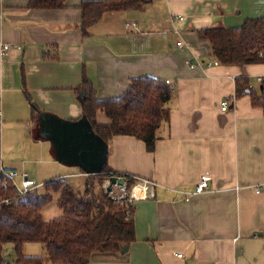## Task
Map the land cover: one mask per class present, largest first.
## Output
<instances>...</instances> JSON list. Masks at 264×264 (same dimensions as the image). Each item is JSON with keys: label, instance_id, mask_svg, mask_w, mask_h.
<instances>
[{"label": "crops", "instance_id": "1", "mask_svg": "<svg viewBox=\"0 0 264 264\" xmlns=\"http://www.w3.org/2000/svg\"><path fill=\"white\" fill-rule=\"evenodd\" d=\"M84 1L52 10L0 0V175H26L37 191L55 179L97 175L79 166L71 175L73 164L59 162L41 134L43 115V123H89L76 90L83 74L99 100L121 98L134 79L170 82V121L153 153L135 137L106 143L108 167L136 178L142 196L128 252L90 264H264V64L223 66L197 33L264 17V0H153L105 14L88 37L79 28ZM237 78L249 79L263 103L235 98ZM25 89L44 113L39 123ZM97 122L109 120L99 112ZM204 177L209 188L194 194Z\"/></svg>", "mask_w": 264, "mask_h": 264}, {"label": "trees", "instance_id": "2", "mask_svg": "<svg viewBox=\"0 0 264 264\" xmlns=\"http://www.w3.org/2000/svg\"><path fill=\"white\" fill-rule=\"evenodd\" d=\"M153 0H88L81 6L79 25L84 37L89 29L107 13L143 10ZM66 0H30L28 9H63ZM199 39L212 46V56L223 66L264 64V17L248 19L239 28L217 26L197 31ZM45 59H49L44 56ZM83 93L82 111L94 134L104 143L117 136H130L143 141L154 152L157 133L170 121L173 90L163 80L142 77L134 79L119 99L99 100L92 82L83 74L76 89ZM25 96L31 105L32 119L39 123L44 114L33 103L28 91ZM251 95L252 103H263L250 88L247 78H237L236 97ZM101 112L109 120L99 124ZM38 137V136H36ZM122 177L132 189L138 180L104 167L101 173L89 176L85 192H77L64 179L43 185L44 194L37 190L20 196L16 188L3 187L0 175V264H5L6 246L12 244L15 264H90L96 256L121 253L125 246L136 241V207L130 201L115 202L102 188L106 180ZM93 188L91 190L90 183ZM97 185V187H95ZM57 196L62 216L51 221L43 218V208ZM5 200H10L5 203ZM42 245L45 257L26 256L24 246Z\"/></svg>", "mask_w": 264, "mask_h": 264}, {"label": "water", "instance_id": "3", "mask_svg": "<svg viewBox=\"0 0 264 264\" xmlns=\"http://www.w3.org/2000/svg\"><path fill=\"white\" fill-rule=\"evenodd\" d=\"M41 134L53 144L57 159L61 163L73 164L83 168L90 174H99L107 164L106 143L102 142L93 132L91 125L82 123H59L43 120ZM111 185L126 186L122 177H113L109 180ZM111 187H107L109 194ZM129 246H125L122 253H127Z\"/></svg>", "mask_w": 264, "mask_h": 264}, {"label": "rangeland", "instance_id": "4", "mask_svg": "<svg viewBox=\"0 0 264 264\" xmlns=\"http://www.w3.org/2000/svg\"><path fill=\"white\" fill-rule=\"evenodd\" d=\"M67 171L71 173V175L74 174H80L81 171L78 169L77 165H71L68 167ZM65 179V178H64ZM21 180H17V182L20 184ZM65 181L69 183L70 186H72L77 192H85L87 188V184L89 183V178L86 176H80L78 178H66ZM91 190L93 188L92 182L90 183ZM145 185V184H144ZM43 186V185H42ZM42 186H38L39 194L43 195L44 190ZM111 187L112 191L108 194L115 202L120 203L123 201H130L131 203H134V201L137 200V198L141 197V193L137 194V197H134V195L137 193L135 190L138 187V182H136L135 186L132 189H128L125 186L120 185H111L109 180H106L103 183L102 188L106 191L107 187ZM97 187V185H95ZM136 188V189H134ZM107 193V192H106ZM57 196L54 197L53 201H51L49 204H47L42 211L43 218L45 221H51L53 219L59 218L62 216V211L58 207L57 203ZM31 251L32 253L37 252L38 254H29L26 255L27 251ZM24 254L26 256H39V257H45V251L40 244L36 243H29L24 246ZM99 256V255H98ZM5 264H15V252H14V246L12 244H9L6 246L5 249Z\"/></svg>", "mask_w": 264, "mask_h": 264}, {"label": "built area", "instance_id": "5", "mask_svg": "<svg viewBox=\"0 0 264 264\" xmlns=\"http://www.w3.org/2000/svg\"><path fill=\"white\" fill-rule=\"evenodd\" d=\"M179 47H183L181 43L178 44ZM10 49V46H4L3 55H7L8 50ZM167 85H170V82H167ZM229 107V102L225 101L222 104V110L227 111ZM3 122L2 115L0 113V124ZM3 176L5 177L3 182V187L6 189L10 185L14 186L20 196H25L27 194H30L37 190L36 184L29 180L26 175H20L18 172L15 171H2ZM18 179L22 180L21 185L17 182ZM209 177H204L202 181L197 185L196 190L194 194H202L207 191L209 188ZM136 191V190H135ZM257 193H260V190H257ZM134 197H137V193L134 195ZM5 203H9L10 200H5ZM179 257H182V255H179Z\"/></svg>", "mask_w": 264, "mask_h": 264}, {"label": "bare ground", "instance_id": "6", "mask_svg": "<svg viewBox=\"0 0 264 264\" xmlns=\"http://www.w3.org/2000/svg\"><path fill=\"white\" fill-rule=\"evenodd\" d=\"M136 191H138V190H136Z\"/></svg>", "mask_w": 264, "mask_h": 264}]
</instances>
